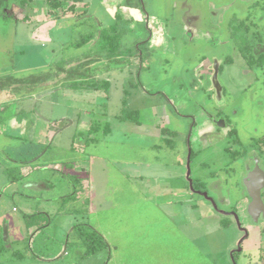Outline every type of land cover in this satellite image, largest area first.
<instances>
[{"label": "rangeland", "instance_id": "obj_1", "mask_svg": "<svg viewBox=\"0 0 264 264\" xmlns=\"http://www.w3.org/2000/svg\"><path fill=\"white\" fill-rule=\"evenodd\" d=\"M16 1L18 19L0 20V221L15 223L11 226L22 235L25 223L36 227L29 246L19 242L14 249V242L0 252V264H233L230 253L243 236L240 226L234 216L213 210L206 197L193 194L186 162L189 134L192 139L211 130L193 107L195 97L203 95L192 86L200 79L194 69L200 56L217 53L192 40L190 26L207 25L211 7L240 1L141 0V20L127 6L110 8V0H84L85 7L76 9L85 13L68 23L75 30L58 21L60 30H50L52 40L45 28L37 29L36 20L21 19L26 5L44 15L47 0ZM147 15L164 22L158 43L146 26ZM90 16L98 28L92 38L80 31L91 26ZM112 26L117 29L107 35L118 37L108 45L99 34ZM83 37L95 42L78 45ZM225 50L221 47L217 55ZM85 56L91 60L78 63ZM42 74L48 80L20 85V78ZM60 75H66L64 86L54 91L58 87L50 82ZM249 80L238 63L221 74L230 93L227 104L238 112L231 119L240 145L235 151L254 148L264 136V82ZM90 82L99 87H86ZM134 110L136 122L126 116ZM157 125L169 134H152ZM224 144L213 142L216 148ZM219 156L227 167L205 182L213 185L219 176L229 199L218 204L220 210L237 204L241 226L252 223L239 200L240 176L247 171L243 160L233 162L224 152ZM199 161L191 156L189 178L200 173ZM260 163L263 167L264 152ZM175 174L181 179L166 178ZM165 185H184L190 194L166 196ZM208 190L218 201L219 193ZM93 232L96 249L87 253V236ZM249 239L247 246L256 239L254 229ZM14 251L24 258H14ZM245 251L234 254L236 264H248ZM36 255L53 259L43 262Z\"/></svg>", "mask_w": 264, "mask_h": 264}, {"label": "flooded vegetation", "instance_id": "obj_2", "mask_svg": "<svg viewBox=\"0 0 264 264\" xmlns=\"http://www.w3.org/2000/svg\"><path fill=\"white\" fill-rule=\"evenodd\" d=\"M239 1L240 5L238 6L233 4L231 7L221 5L211 7L210 17L206 21L207 25L203 24V27L190 26V29L193 30L190 32L192 40L197 39L199 44L207 43L217 53L220 52L221 47H226L225 53L222 56H218L217 53H212L210 56H200L197 67L194 69L200 79L197 84L194 82L192 86L198 90V95L201 93L203 95L200 98L195 97L193 101H196V105L194 104L193 107L205 116L211 130L207 133L202 132L192 139L191 133L189 134L190 139L188 138L187 140V149L190 150V158L193 155L197 157L198 161L200 158L197 164V166H200V173L196 179L190 178L192 183V187L190 188L193 194L206 197V201H208V204L211 205L210 207L213 210L221 214L233 216V213H237L238 211L237 204L230 205L227 211H221V207L218 205L219 203L223 205L229 202V199L222 194V184L219 183L221 180L219 176L213 180V182H216L213 185L205 181L209 176L224 172L225 167H227L228 164L223 167L224 162L222 161V163L221 159L217 158L220 157L221 152L228 155L229 159L233 162L242 159V165L247 171L240 176L243 193L239 200H242L243 206L241 204L239 205L242 206V214L251 217L247 211L251 197L244 184V178L255 166L258 168L262 173V184L259 190L261 207L258 208L257 216L255 218L251 217L252 223H246L244 226H241L239 222L243 234L238 241L240 249L238 251L236 250L238 247L237 244L236 248L230 254L232 263L236 264L233 258L234 254L236 252L241 253L243 249H246L245 252L247 254L245 256H247L248 264H251L253 261H255V264H264V166L262 167L260 163L261 154L264 152V136L255 142L254 148L252 147L249 150L247 148H242L238 151L234 150L239 149L240 145L237 144L235 136L237 133V125H234L231 119L237 117L238 112L234 108H229L227 96L230 93H228L221 82V74L233 66L234 63L239 64L241 72L246 74L248 79H250L248 82H256L257 85L264 82V0ZM194 16L199 19V15ZM182 85L183 83L181 81L177 82L179 89H181ZM203 101H206V103L204 104ZM197 126L198 124L195 123V127L197 129L200 128V126ZM161 132L163 134L164 132L165 134H169L166 128H162ZM220 140H223L225 144L220 148L214 147L213 142L216 144ZM207 169L209 170L208 172H206ZM168 177L172 178V176H166L167 179ZM185 188L189 190V187ZM173 189L172 186L165 185L164 191L166 196L173 195ZM208 189L219 193V202L214 197L208 196ZM195 198L193 196L192 199ZM191 206L192 208H196L197 204L192 203ZM11 225H15V223L8 224L5 219L0 221V252L5 248H12L14 242H17V247L14 249L19 248V242L21 247H26L27 244L29 246L31 243L29 239L33 233V229L36 227L34 223L24 224L25 233L23 235L16 231V227ZM252 229L255 231L256 239L254 242H251L250 246H247L246 242L250 240L249 237L252 234ZM10 231H14L13 240L10 239ZM251 251L255 254L248 253ZM13 255L14 258H24L22 257L23 254L19 251H14ZM17 255L20 257H17ZM37 257L43 262H50L53 259V256L50 257L49 255L45 257L36 255Z\"/></svg>", "mask_w": 264, "mask_h": 264}, {"label": "crops", "instance_id": "obj_3", "mask_svg": "<svg viewBox=\"0 0 264 264\" xmlns=\"http://www.w3.org/2000/svg\"><path fill=\"white\" fill-rule=\"evenodd\" d=\"M110 2H112V5H110V8L111 7H115V6H120V5H123L124 8H126V6H127V7H129V10H131L134 13V15H135V17L137 19H141L142 20L143 16L141 17V14L139 13L140 12L139 9L138 8H132L131 6L126 5L125 4L126 0H110ZM82 4H84V7H85L86 3L84 2V0H82L81 2H78L76 4V7L78 5L81 6ZM17 5H18V3H17L16 0L15 1H13V0H0V20L1 21H6V20L12 19V18L18 19L17 17L14 16V13H16L17 10L19 9V6H17ZM26 6H27L26 7L27 10L24 13V15L21 17V19L26 20V21L27 20H30V21L31 20H36V22L40 26L37 29L45 28L47 30V33H45V34L48 37V39L52 38L51 35H50V30H52L54 28L56 30H60V26L58 25V21H65V22H61V24H63V27H66V28L70 29V32H72L75 29H73L72 25H68L70 19H72L74 17L82 16L85 13L83 11H77V9L75 11L62 12L59 9H52L48 4H45V11H47V10L48 11L45 12L46 15L45 14L41 15L38 12H36V10L29 8L28 5H26ZM129 10H126L127 13H128ZM149 16L150 15L146 16V21H147L146 26H147L148 29H150L151 35H154L153 36V40L157 39L155 42H157V41L159 42L161 40V36H162L163 30H164L163 29L164 28V22L162 23V19H160L161 20L160 21L159 18H157L156 16H151V17H149ZM30 17H33V19H31ZM89 20H90V22L91 21L93 22V23H91L90 27H87V26L83 27L81 25V26L77 27V29H80L81 27H83L80 30L81 32H83V31L84 32L92 31V32H96L97 33L98 28H97L96 21L91 16H90ZM73 22H74V20H73ZM76 22H77V20H76ZM41 24H42V26H41ZM74 34H75V32H74ZM93 34L94 33H92V36H93ZM35 36H37L36 38H39L38 35H35ZM39 39H41V38H39ZM93 42H95V39L91 40L92 44H93ZM87 60H91V58L85 56L78 63H82V62H85ZM90 63L92 64L93 61L92 62L90 61L89 64ZM113 68L117 69L115 66L112 67V68L106 67L105 70L103 69L100 72L99 71L98 72H94L93 77L94 78H99V76H101L104 73H108V71L113 70ZM56 78H57L56 81L53 80V81L50 82L51 85H53L54 88L58 87V88H55L54 91H57V90L60 89V87L64 86V83H62L61 81L65 78V75H60V76H57ZM161 127H162L161 125L155 126L154 127V133H152V134L155 135V134L161 132ZM49 131L52 132L53 130L49 129ZM46 132L48 133V131H46ZM173 176H172V179H179V180L181 179V175H179V174H177V175L175 174ZM172 188H174L173 189L174 190V194L173 195H175V193H180V192H183V191H185L186 194H190L189 190H187L184 185L180 186V188H178V189H177V187H172Z\"/></svg>", "mask_w": 264, "mask_h": 264}, {"label": "trees", "instance_id": "obj_4", "mask_svg": "<svg viewBox=\"0 0 264 264\" xmlns=\"http://www.w3.org/2000/svg\"><path fill=\"white\" fill-rule=\"evenodd\" d=\"M82 0H47V3H48V5L52 8V9H59V10H61L62 12H67V11H75L76 10V4L78 3V2H81ZM128 2V0H126V3ZM128 4H130L129 2H128ZM128 6H132V7H134V8H139V7H141V0H133V3L131 4V5H128ZM115 16H117V18H120V16L118 15V14H116ZM110 28H112V29H108V28H106V29H101V31H100V34H99V37H100V39H102L103 41H105V43L106 44H113V41H115V39L118 37V36H114L113 38H110L109 37V35H107V34H109V32L110 31H112V32H115V30L117 29V28H115L114 26H112V27H110ZM92 31H89V32H87V33H89V35H86V36H90L91 38H92V33H91ZM90 40V38H82L81 40H80V42L79 43H77L78 45H80V44H82L83 42H87V41H89ZM112 41V42H111ZM62 71V70H61ZM64 72V71H63ZM59 74H62V72L61 73H59ZM58 74V75H59ZM44 77V78H43ZM65 77H66V75H65ZM13 80V82L14 81H17V79H12ZM22 83L20 84V85H25L24 84V82H27V81H32V82H34L35 83V85H38L40 82H43V81H46V80H48V78H47V75H45V74H42V75H39V77L38 76H34V75H32L31 77H25V78H20L19 79ZM64 80V79H63ZM107 80H105V81H102L103 82V86H106L107 85V82H106ZM11 84H12V81H9ZM33 83V84H34ZM62 83H64V81H62ZM32 87H34V85H32ZM32 87H31V89H32ZM86 87H90V88H97V87H99L98 86V84H95V83H91L90 82V84H87L86 85ZM26 90H27V88H26ZM31 93V92H30ZM128 118H130V120H133V121H135L136 122V120H137V116H138V112L136 111V110H134V111H130L129 113H127V115H126ZM225 223V222H224ZM223 223V224H224ZM95 233L93 232L91 235H88L87 236V240L88 241H90V243H89V247H88V250H87V253H90V252H94L95 251V249H96V247L95 246H93L94 244H93V242H95L94 241V238H95ZM91 241H92V244H91Z\"/></svg>", "mask_w": 264, "mask_h": 264}, {"label": "water", "instance_id": "obj_5", "mask_svg": "<svg viewBox=\"0 0 264 264\" xmlns=\"http://www.w3.org/2000/svg\"><path fill=\"white\" fill-rule=\"evenodd\" d=\"M186 169H187L186 176L188 178L190 187H192L191 186V184H192L191 179L189 178V174H190V150L189 149H188V155H187ZM244 184H245L246 189L248 190V193L251 197V201L248 205L247 211H248V214L252 218H255L258 214V212H257L258 208L261 207L259 190H260V186L262 184V173L258 170V168L256 166L244 178ZM233 216L239 225L238 215L236 213H233ZM5 237H6V235H5V230H4V238ZM239 249H240V247H239V242H238V247L236 250L238 251Z\"/></svg>", "mask_w": 264, "mask_h": 264}, {"label": "built area", "instance_id": "obj_6", "mask_svg": "<svg viewBox=\"0 0 264 264\" xmlns=\"http://www.w3.org/2000/svg\"><path fill=\"white\" fill-rule=\"evenodd\" d=\"M15 208H13V210H14Z\"/></svg>", "mask_w": 264, "mask_h": 264}]
</instances>
